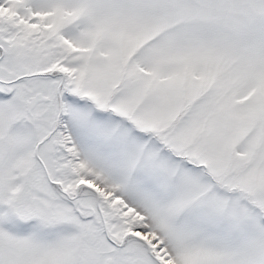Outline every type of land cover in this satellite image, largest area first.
<instances>
[{
	"label": "snow or ice",
	"instance_id": "obj_1",
	"mask_svg": "<svg viewBox=\"0 0 264 264\" xmlns=\"http://www.w3.org/2000/svg\"><path fill=\"white\" fill-rule=\"evenodd\" d=\"M0 264H264V0H0Z\"/></svg>",
	"mask_w": 264,
	"mask_h": 264
}]
</instances>
